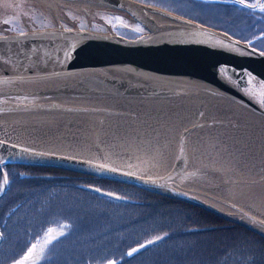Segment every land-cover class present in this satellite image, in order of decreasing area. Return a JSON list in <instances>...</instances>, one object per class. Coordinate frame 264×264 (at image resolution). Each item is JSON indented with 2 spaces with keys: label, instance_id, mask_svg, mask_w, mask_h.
<instances>
[{
  "label": "water",
  "instance_id": "water-1",
  "mask_svg": "<svg viewBox=\"0 0 264 264\" xmlns=\"http://www.w3.org/2000/svg\"><path fill=\"white\" fill-rule=\"evenodd\" d=\"M21 1L59 18L23 33L0 24V124L51 115L171 124L175 141L168 148L162 129L135 140L115 131L90 151L75 134L29 129L26 139L7 129L0 134L1 196L5 166L54 168L192 205L264 238L263 52L133 0H50L49 10ZM68 14L83 27L119 14L146 38L59 23ZM207 130L227 140L215 141L211 158L199 162L191 138Z\"/></svg>",
  "mask_w": 264,
  "mask_h": 264
},
{
  "label": "rangeland",
  "instance_id": "rangeland-1",
  "mask_svg": "<svg viewBox=\"0 0 264 264\" xmlns=\"http://www.w3.org/2000/svg\"><path fill=\"white\" fill-rule=\"evenodd\" d=\"M29 5L21 0H0V24L16 33L55 26L54 15L41 8L39 14L31 15L28 13ZM116 15L118 17L107 19L120 18L128 25L134 24L124 21L119 14ZM28 22L34 25L30 28L25 26ZM84 23L86 21L82 24ZM4 172L8 184L13 177L26 175L17 168ZM14 186H17V181L13 184V191ZM88 188L98 189L123 200L106 198L88 191ZM2 190L0 175V194ZM10 201L13 206L18 203L20 206L18 209L12 208L9 217L3 216L0 207V234L3 240L0 244V264H18L28 250L38 243L44 250L40 252L37 249L36 255L31 259L35 264H50L58 251V241L66 236L62 252L69 255L66 256L68 258L63 255L61 257L71 259L69 262H76L72 264H160L162 261L163 264H179V258L192 249L191 245L195 252L199 251L195 254V262L200 264H264V245H257L255 238L232 226V223L217 216L215 217L219 220L211 217L218 224L224 223L226 227H232L225 231L212 230L215 224H201L206 219H202L197 213L191 216L193 214H189L192 213L190 210L177 203L97 179L73 181L70 177L63 178L44 188L35 196V200ZM37 205L41 209L34 211L33 208ZM49 214H53L52 224L43 231L41 224L48 219ZM88 225L92 226L91 231H83L84 234L70 237L74 233L79 234ZM191 226L194 230L205 228L211 234L195 236L194 240L182 237L185 235L184 231ZM49 228L57 229L62 235H57L51 243L45 245ZM160 245L162 248H170L162 259L158 257L163 252L153 254L158 252Z\"/></svg>",
  "mask_w": 264,
  "mask_h": 264
},
{
  "label": "flooded vegetation",
  "instance_id": "flooded-vegetation-1",
  "mask_svg": "<svg viewBox=\"0 0 264 264\" xmlns=\"http://www.w3.org/2000/svg\"><path fill=\"white\" fill-rule=\"evenodd\" d=\"M133 1L154 8L165 10L167 12H170L174 15H177L181 18L189 20L193 23H196L208 29L223 33L232 39L245 42L252 48L264 53V12L260 11L258 7L256 9L243 7L241 6V4L236 2V0H133ZM248 2H254V0H248ZM259 2L264 3V0H259ZM28 9H29L28 13L31 15H37L41 11L36 5L35 6L29 5ZM120 16L124 20L123 16L122 15ZM107 17H118V16L109 15ZM68 19H69L68 22L60 21V23L63 22L67 24L69 22L75 21L78 25L83 27L82 25L83 22L81 21L80 17L68 14ZM102 20L103 21H97V19L94 17L93 20L94 23L93 24L91 23L90 26H86L83 28L97 30V31L103 30L104 32L114 33L124 38H131V39H135L139 37L146 38L147 32L143 30V28L140 27L139 25L132 26L126 23L121 24L118 23L117 20H113V19L112 20L102 19ZM54 21H55L54 24L56 26L57 23L56 19H54ZM33 25L34 24L31 22L25 23V26L29 28ZM100 25H102V28ZM25 167H31V166H25ZM36 168H42V167H36ZM50 169H54V168H50ZM87 177L92 179H97L100 181H108L105 179H100L90 176ZM108 182H113V181H108ZM114 183H118V182H114ZM119 184L123 185V183H119ZM7 189H8V183H7ZM7 189L2 196H1L2 194L1 192L0 199L4 197V195L7 193ZM90 189L91 188H88V191H90ZM147 193L153 194L150 192ZM118 199H122V198L118 197Z\"/></svg>",
  "mask_w": 264,
  "mask_h": 264
},
{
  "label": "bare ground",
  "instance_id": "bare-ground-1",
  "mask_svg": "<svg viewBox=\"0 0 264 264\" xmlns=\"http://www.w3.org/2000/svg\"><path fill=\"white\" fill-rule=\"evenodd\" d=\"M39 3L40 6L49 10V8H55L52 6L50 0H34ZM56 18H59V14L55 15ZM60 23V19H59ZM51 116H39L34 118L19 119V120H10L7 122H1L0 124V134H4L7 129L15 130L16 134L12 132L14 136L18 138H28L29 136L24 135V131L29 129H37L40 131H46V133H58L59 136L63 134H75L76 140L80 144L86 146L87 150L94 151L96 148L95 142L99 139H102L105 135L119 131L127 136L128 140L138 139H151L152 137H157L156 130L162 129V137H165L168 148L170 143L174 148V139L172 138L174 133V125L168 124H149L135 121H117V120H108L100 121L96 117H84V116H57L52 118ZM34 127V128H31ZM28 128V129H27ZM54 137H52L53 139ZM172 138V140H171ZM227 140V136L224 132L219 130H207L203 133L195 132L191 138V144L193 146V154L198 156V161L205 160L210 154V151L216 149V142H224ZM206 146L208 148H206ZM215 147V148H212ZM173 157L171 155L167 157V163H170ZM213 162V161H212ZM168 167V166H167Z\"/></svg>",
  "mask_w": 264,
  "mask_h": 264
},
{
  "label": "trees",
  "instance_id": "trees-1",
  "mask_svg": "<svg viewBox=\"0 0 264 264\" xmlns=\"http://www.w3.org/2000/svg\"><path fill=\"white\" fill-rule=\"evenodd\" d=\"M10 168H17V169H21L23 172H25V176L23 177H13L10 181H9V184H8V190H7V193L4 195V197H2L0 199V207L2 208V212H3V216L5 217H9L11 215L10 213V210L13 208V209H18V207L20 206V203H18L17 205H12L11 201L12 199H20V200H35V196L38 195L41 191H43L44 188H47L50 184H52L53 182L57 181V180H61L63 178H68L70 177V180H87L89 179V177L85 176V175H81V174H78V173H72V172H68V171H63V170H58V169H50V168H36V167H25V166H18V165H15V166H6L4 167V170H8ZM92 179V178H90ZM17 181V186H14L15 187V191L12 190V187H13V184ZM101 182H108V181H101ZM110 184L112 185H115V186H120V187H124V188H130V189H134V190H139V192H142V193H147L145 191H142L140 189H137L135 187H132V186H129V185H122V184H119V183H114V182H109ZM21 188H24L23 190H20ZM18 190V191H16ZM149 194V193H147ZM151 196H157L159 197V199H165V200H169V201H172L173 203H177L179 204L180 206H183V207H186L187 210H190L189 212H192V213H189V214H193L191 216H194V214H199L198 216L201 217L202 219H206V221H203L201 222L202 223H209V225L211 223L215 224L213 227L212 230H222V231H225L226 229H231L232 227L227 225L228 227H226V225L224 223H219L216 222L215 220L211 219V217L213 218H216V220H219L217 217L201 210V209H198V208H195L191 205H188L186 203H182V202H179V201H174V200H171V199H168V198H165V197H160L158 195H154V194H149ZM105 197V196H104ZM108 198V197H106ZM112 200H123V199H112ZM5 201V203H4ZM3 205V206H2ZM185 208V209H186ZM41 207L40 205H37L33 208L34 211H38L40 210ZM53 214H49V217L48 219L45 221H43V223L41 224V228L43 229V231L46 230V227H50L52 222H51V218H52ZM196 219H199L198 217H196ZM201 220V219H199ZM47 222V223H46ZM66 224L68 223L67 221H65ZM221 222H224L221 220ZM227 224V223H226ZM231 224V223H230ZM222 225V227H220ZM232 226L236 227V228H239L241 230H244L245 232H247L246 234H248L249 236L255 238L256 240V244L257 245H264V238L261 237L260 235L258 234H255L247 229H244L238 225H234V224H231ZM195 226V225H194ZM0 229H1V225H0ZM92 230V226L91 225H88L85 229H83L82 231H80V233H74V235L70 236L72 238H74L73 236L75 235H81V234H84L83 231H91ZM1 233V231H0ZM217 233V232H215ZM184 236L182 237H188V238H191V240H194V237L195 236H204V235H210L211 233L207 232V230L205 228H199V229H195L194 230V227L191 226L189 227L187 230L184 231ZM67 237V236H66ZM65 237V238H66ZM65 238H61L58 243H57V253L55 254L57 256V259H56V256L54 258V260L50 263V264H57V263H60V264H72V263H76V262H69V260L71 259H64L62 258L61 256L63 255L64 257H66L67 255H69L68 253L66 252H62V245H63V242H64V239ZM3 241V240H2ZM163 245V244H162ZM162 245H160V247H158V252L157 253H154V255H158L159 253L163 252L161 257H158L159 259H162L164 258L167 253H168V249L170 248H162ZM191 248L192 249H189L188 252L186 254H183L182 258L180 257L179 258V261H181L179 264H200L199 262H195V254L196 252H199L198 250H196L195 252V249H194V246L191 245ZM172 250V249H171ZM197 255V254H196ZM68 258V257H66ZM66 260V261H65ZM139 261V259H138ZM140 262V261H139ZM164 261L160 262V264H163Z\"/></svg>",
  "mask_w": 264,
  "mask_h": 264
},
{
  "label": "snow or ice",
  "instance_id": "snow-or-ice-1",
  "mask_svg": "<svg viewBox=\"0 0 264 264\" xmlns=\"http://www.w3.org/2000/svg\"><path fill=\"white\" fill-rule=\"evenodd\" d=\"M241 6L248 7L252 9L259 8L260 11L264 12V3H260L259 0H254V2H248V0H236ZM119 23L124 24V22L120 18H115ZM6 23L8 21H5ZM126 26V25H125ZM264 95V93H262ZM4 183H7V178H4ZM98 191V189H97ZM57 235H62V232H59L57 229L49 228L46 233V239L44 241V244H49L53 239L57 237ZM149 243H152V241H149ZM37 249H39L40 252H43V247L38 244L33 245L28 252L23 256V258L18 262V264H35V261L31 258L36 255ZM133 251H136L134 249ZM132 253L130 252L129 255Z\"/></svg>",
  "mask_w": 264,
  "mask_h": 264
}]
</instances>
